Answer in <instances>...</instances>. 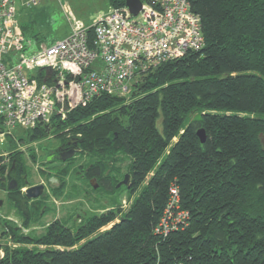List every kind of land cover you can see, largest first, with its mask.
<instances>
[{"label":"trees","instance_id":"16d2710c","mask_svg":"<svg viewBox=\"0 0 264 264\" xmlns=\"http://www.w3.org/2000/svg\"><path fill=\"white\" fill-rule=\"evenodd\" d=\"M186 1L200 18L202 49L140 76L128 96L100 94L26 132L29 143L46 138L52 125L71 133L75 151L94 157L85 178L107 183L111 175L107 190L119 180L99 157L126 155L128 193L142 186L128 210L75 217L74 228L56 218L42 235L24 234L46 208L19 204L29 202L21 192L26 176L9 190L7 175L26 171L22 155L12 153L0 166V185L20 206V227L0 218V240L12 235L22 246L0 242V264H264V0ZM171 186L178 191L171 212L186 216L164 236L155 228Z\"/></svg>","mask_w":264,"mask_h":264},{"label":"built area","instance_id":"2783aa9c","mask_svg":"<svg viewBox=\"0 0 264 264\" xmlns=\"http://www.w3.org/2000/svg\"><path fill=\"white\" fill-rule=\"evenodd\" d=\"M141 2L136 16L125 5L111 8L90 25L72 23L61 40L33 44L19 26L16 0H0V146L17 137L15 129L33 130L100 94L128 96L140 76L203 48L200 18L186 0ZM177 203L171 186L157 233L166 236L186 216L171 212Z\"/></svg>","mask_w":264,"mask_h":264},{"label":"rangeland","instance_id":"374dc122","mask_svg":"<svg viewBox=\"0 0 264 264\" xmlns=\"http://www.w3.org/2000/svg\"><path fill=\"white\" fill-rule=\"evenodd\" d=\"M111 8L113 7L109 6L108 0H39L37 5L24 8L21 12L23 16H18V21L25 27L23 28L25 37L33 44L36 43V40L41 41L42 44H50L68 35L72 23L90 25L99 15L107 13ZM126 98L128 99L123 100L125 103L130 100V97ZM67 130L65 129V131ZM26 132L27 130L15 129L14 134L17 137L14 139L8 138L0 146V154L2 155L0 156V166L9 163L8 158L12 153L22 155L28 181V184L21 189L23 194L24 189L28 186L36 184L44 186L46 198L45 201L40 203L45 204L46 212L38 220H30L27 227H24V234L28 233L31 236L38 237L45 232L47 224L56 218H60L65 224L74 228L73 219H75V216L83 217V214L89 216L108 209H118L119 215H122L139 194L142 186L132 194L128 193V187L125 185L117 188L118 183L116 185L112 184L113 188L110 190L98 187V184L96 188H93L92 181L85 178L83 170L89 162L94 160V157L88 153L80 152V150L76 151L75 156L68 161L48 160L49 150L57 148L61 143L72 139L71 133H64V130L62 132L56 129L55 125H52L46 138L29 143L25 137ZM99 159L108 161L107 164L113 170L114 179H124L127 174L125 165L129 163V158L126 155L119 152L113 156L99 157ZM4 172L5 169L2 174ZM93 184H95V181H93ZM31 201L29 200L27 204L21 202L19 204L29 211L33 204ZM0 202V218L8 219L9 223L14 226L19 224L17 210L20 209V206L16 207L10 203L11 199H8L7 193L1 185ZM108 227L109 225H106L99 231H103ZM1 230L2 226L0 224V232ZM83 241L85 240L79 241V244ZM0 242L3 248L5 246L10 248L22 246L14 240L12 235L11 237L9 235L1 237Z\"/></svg>","mask_w":264,"mask_h":264},{"label":"water","instance_id":"95a60500","mask_svg":"<svg viewBox=\"0 0 264 264\" xmlns=\"http://www.w3.org/2000/svg\"><path fill=\"white\" fill-rule=\"evenodd\" d=\"M124 5L128 8L129 12L133 15L136 16L139 11L142 8V2L141 0H124ZM197 135L200 139V142H204L205 140V135L202 129H199L197 131ZM259 142L262 146V148L264 149V136L262 134L259 135ZM62 148V146H60L57 151ZM75 149L74 148H70L67 152L60 154L59 155V160L61 161H68L70 159H72L75 156ZM128 177L129 174H126L124 176V179L122 182L118 183L116 185V187L118 188L120 185H125L128 187ZM92 181V186L93 188L97 187V183L95 182V184H93V181H95L94 179H91ZM26 184H28V181H25ZM24 195L28 200H32V199H37L39 197H44L46 194L44 192V186L42 184H36V185H31L28 186L24 189ZM1 204V202H0Z\"/></svg>","mask_w":264,"mask_h":264},{"label":"flooded vegetation","instance_id":"af4514ba","mask_svg":"<svg viewBox=\"0 0 264 264\" xmlns=\"http://www.w3.org/2000/svg\"><path fill=\"white\" fill-rule=\"evenodd\" d=\"M75 145H76V142L74 141V140H68V141H65V142H63V143H61L57 148H54V149H52V150H49V152H48V160H59V155L60 154H63V153H65V152H67L70 148H74L75 147ZM60 146H62V148H60L58 151H57V149L60 147ZM26 175L25 174H21L20 175V177H18L17 179H16V177H9L8 175H7V177H8V180H7V185H8V188H10L9 190L10 191H14V189L15 188H17V186H18V184H19V181L21 180V178H23L24 179V177H25ZM111 176V175H110ZM108 174H105V176H104V178H103V181L104 182H107V183H98V187H102L103 189H106L107 187H106V185L108 186V185H111V177H110ZM123 180H119V182L118 183H120V182H122ZM128 184H129V177H128ZM122 185H120L119 187H121ZM118 187V188H119ZM107 190V189H106ZM45 198H46V195L44 196V197H40V198H37V199H32V203H33V201L35 200V201H45ZM34 205H36V206H39L40 207V209H45L46 208V206H45V204L44 203H40V205L39 204H36V203H33L32 205H31V209L32 210H34L35 209V207H34ZM77 219H81L82 218V216H75ZM81 217V218H80ZM83 217H86L85 216V214H83ZM20 227V226H19Z\"/></svg>","mask_w":264,"mask_h":264},{"label":"crops","instance_id":"0c3cea01","mask_svg":"<svg viewBox=\"0 0 264 264\" xmlns=\"http://www.w3.org/2000/svg\"><path fill=\"white\" fill-rule=\"evenodd\" d=\"M17 4H18V6H17ZM24 8H28V7H26V6H24V5L22 4V0H16L17 20H18V16L22 15L21 12H22V10H23ZM22 16H23V15H22ZM18 22H19V21H18ZM19 26H20L21 30H22L23 28H25L20 22H19Z\"/></svg>","mask_w":264,"mask_h":264}]
</instances>
